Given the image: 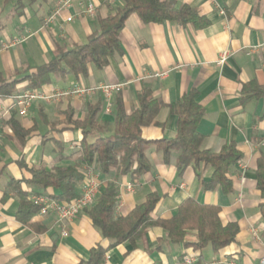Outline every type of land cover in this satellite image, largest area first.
Returning <instances> with one entry per match:
<instances>
[{
	"label": "crops",
	"instance_id": "obj_1",
	"mask_svg": "<svg viewBox=\"0 0 264 264\" xmlns=\"http://www.w3.org/2000/svg\"><path fill=\"white\" fill-rule=\"evenodd\" d=\"M63 1L0 0V77L19 81L12 96L24 92L28 82L21 80L53 60L59 50L85 44L98 32L97 19L108 16L118 3L70 0L68 6H62ZM162 1L195 9L208 25L144 24L132 14L119 34L121 52L110 57L103 69L90 64L87 77L51 76L49 85L36 90L49 94L74 83L120 85L109 100L98 93L53 103L38 101L25 116L14 109L8 119L0 121V264H87L91 250L97 247L104 250L100 264H176L190 255V248L166 242L165 231L154 226L134 244L125 241L110 247L111 242L101 237L85 213L63 225L56 222L54 214H37L32 223L41 231L30 229L16 217L20 199L15 188L19 185L11 180H28L31 168L50 170L77 164L75 152L81 133L65 125V113L71 111L73 120L82 121L89 107L98 106L100 130L90 136V141L108 138L114 130L116 104L131 114L138 108L137 96L144 89L164 105L156 124L142 129L145 140L173 139L177 117L169 113L168 106L196 92V102L203 109L197 127L203 136L201 148L219 152L233 144L242 159L228 170L232 193L225 194L219 187L203 191L202 184L211 178L209 166H189L179 174L173 158L165 164L155 147L149 146L145 154L151 171L136 182L128 175L115 178L114 173L94 171L101 186L112 182L118 187L116 215L126 216L148 194L155 193L159 202L152 220L169 219L184 200L192 198L217 206L222 225L234 223L238 227L234 243L218 252L207 246L194 264H259L264 256V219L259 211L262 200L255 176L256 161L260 153L264 154V97L242 99L244 85L255 82L264 87V0ZM87 5L94 6V17L85 12ZM14 40L21 41L13 45ZM224 51L231 55L220 66L216 62ZM164 72V78L155 77ZM12 96H0V103L11 106ZM10 120L26 131L33 129L24 145L13 136ZM57 143L62 146L61 155ZM46 145L51 146L49 153H44ZM20 188L35 189L25 182ZM53 193L48 189L44 195ZM195 241L196 233L191 231L183 242Z\"/></svg>",
	"mask_w": 264,
	"mask_h": 264
},
{
	"label": "trees",
	"instance_id": "obj_2",
	"mask_svg": "<svg viewBox=\"0 0 264 264\" xmlns=\"http://www.w3.org/2000/svg\"><path fill=\"white\" fill-rule=\"evenodd\" d=\"M111 13L105 18H98V32L91 35L83 45L69 50H59L54 59L36 69L22 81H27L25 91H36L50 84L51 76L65 77L72 75L87 77L88 65L103 69L110 57L120 53L119 34L126 19L135 14L144 24L174 23L179 26L191 25L203 28L207 20L187 5L177 6L171 1L162 0H117ZM19 81L5 80L0 77V96L11 97ZM242 99L264 97V87L251 82L243 86ZM196 92H190L179 102L168 106L169 113L177 117L176 134L173 139L147 141L142 137V129L156 124L155 118L164 107L163 103L152 97L144 89L137 96L138 108L127 114L120 103L116 104L114 130L111 137H97L90 141L92 134L100 130L97 124L98 106L89 107L82 121L73 120L71 111L65 113V125L78 129L81 139L75 154L77 164L67 167L29 169L28 180L11 183L16 187L19 196V207L16 217L32 230H39L32 223L39 208L31 201L32 196L44 195L48 189L53 195H46L56 201L72 202L79 197V187L87 170L97 174H115V178L130 176L134 182L151 171L146 157L149 146L155 147L165 164L173 158L177 172L182 173L187 167L199 168L209 166L212 170L209 182L202 184L203 191L219 187L223 193L233 192L228 170L242 159L240 152L233 144L223 146L219 152L201 148L203 136L197 127L203 116V109L196 102ZM11 121V120H10ZM10 128L17 141L24 145L33 132L24 130L14 121ZM61 155L62 146L58 144ZM23 165V164H22ZM84 168V169H83ZM256 189L262 203L259 211L264 219V154L260 153L255 168ZM35 187L33 191H22L20 183ZM118 187L114 183L101 186L94 204L84 210L93 227L104 240L110 241V247L125 241L132 244L143 236L148 227L154 226L165 231V241L174 245L182 244L190 248V255L198 258L199 252L210 246L218 252L235 242L238 227L234 223L222 225L219 219L220 209L217 206L200 204L192 198L184 200L169 219L152 220L159 197L155 193L146 196L142 204L136 205L126 216L116 215L118 206ZM41 231V228H40ZM196 233L194 243H185L188 232ZM104 250L101 247L92 249L87 264H100Z\"/></svg>",
	"mask_w": 264,
	"mask_h": 264
},
{
	"label": "built area",
	"instance_id": "obj_3",
	"mask_svg": "<svg viewBox=\"0 0 264 264\" xmlns=\"http://www.w3.org/2000/svg\"><path fill=\"white\" fill-rule=\"evenodd\" d=\"M70 0H64L61 5L68 6ZM85 12L89 17L95 16V8L93 5H87ZM71 18L67 19V22H70ZM21 40H14L13 45L20 43ZM231 54L228 51H224L219 55L217 59L218 65H223L227 61ZM166 72L157 74L155 77L164 78ZM120 85H108V84H99L95 86H84L78 83L72 84L66 90H57L49 94H45L39 91H24L20 94L12 96V105L5 106L0 103V121L8 119L11 110L17 109L19 116H25L28 109L34 102H47L53 103L61 100L65 97H89L94 94H102L104 98L108 99L113 93H116L120 90ZM106 111H109L110 104H107ZM101 183L99 182L96 174L93 170H87L84 174V180L81 183L79 190L80 195L78 198L72 202H63L56 201L46 195L32 196L31 201L34 205L38 206L39 216H48L49 214H54L56 217V222L63 225L76 216L84 212V210L91 207L98 195ZM63 235H66V232L62 231ZM196 262V257L191 255H186L181 258L176 264H194ZM259 264H264V256L259 260Z\"/></svg>",
	"mask_w": 264,
	"mask_h": 264
},
{
	"label": "rangeland",
	"instance_id": "obj_4",
	"mask_svg": "<svg viewBox=\"0 0 264 264\" xmlns=\"http://www.w3.org/2000/svg\"><path fill=\"white\" fill-rule=\"evenodd\" d=\"M49 144V143H48ZM51 146L50 145H46L45 149H44V153H49ZM40 149V148H39ZM42 150V149H41ZM40 151V150H39Z\"/></svg>",
	"mask_w": 264,
	"mask_h": 264
}]
</instances>
